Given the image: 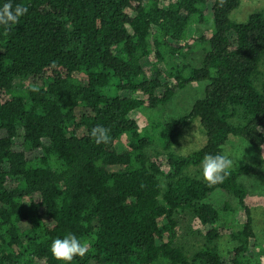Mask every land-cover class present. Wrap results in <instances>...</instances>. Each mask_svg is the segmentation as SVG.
I'll use <instances>...</instances> for the list:
<instances>
[{
	"label": "trees",
	"instance_id": "1",
	"mask_svg": "<svg viewBox=\"0 0 264 264\" xmlns=\"http://www.w3.org/2000/svg\"><path fill=\"white\" fill-rule=\"evenodd\" d=\"M16 2L28 14L7 35L0 27V264H64L50 247L69 233L91 244L72 264H252V202L241 181L250 166L216 185L190 171L205 154L224 153L231 136L264 154L255 130L264 128V12L238 23L241 0ZM209 16L214 30L190 38ZM183 42L210 45L188 76L189 64L166 58L178 61ZM205 81L191 112L154 138L143 134L137 111ZM196 119L207 143L182 155L174 145ZM97 125L110 130L109 143L91 138ZM156 143L162 152L152 154ZM219 189L236 208L208 201ZM237 210L241 224L229 226L237 245L225 257L218 223ZM195 225L202 240L188 241Z\"/></svg>",
	"mask_w": 264,
	"mask_h": 264
},
{
	"label": "rangeland",
	"instance_id": "2",
	"mask_svg": "<svg viewBox=\"0 0 264 264\" xmlns=\"http://www.w3.org/2000/svg\"><path fill=\"white\" fill-rule=\"evenodd\" d=\"M258 11L264 12V0H241L239 9L232 13L231 18L238 23L246 22L252 13ZM213 30L214 23L212 17L209 16L206 23H196L190 27L189 37L192 39H198L204 33L212 32ZM183 46V49L177 55L179 57L178 61H175V58L171 57L168 53H166V58L169 64L175 62L174 65L177 69L183 68V66L189 64V68L185 69L184 72V76H188L191 68H199L203 65L204 56L210 48V45L206 43L197 44L195 42L186 45V43L183 42ZM262 69L264 70V65L262 66ZM208 83L209 81L192 83L187 88L180 90L170 103L161 105L156 110H149L143 107L137 111L135 116L139 119L143 134L150 130V133L146 135L154 138L156 135L158 136L160 127L162 129V126L166 122L177 119L180 116L191 112L195 102L203 97L205 87ZM206 143L207 136L205 131L200 119H196L194 123L187 127L182 135L178 137L174 145V150L182 155H190L204 147ZM119 145L122 148L125 147L123 142ZM150 152L152 154L162 152V147L160 144L156 143L153 145ZM224 154L229 155L230 158L233 159V168L246 165H249L251 168L250 173L242 177L241 181L247 184L250 192L249 201L250 203L252 202L257 243L253 252L252 264H260L259 257L264 256V160L261 159V156L264 154L244 139L235 136L230 137L227 145L224 147ZM159 159L162 160V157ZM164 169L166 173L170 171L166 165L164 166ZM196 170L202 174L201 167L193 169L190 172L194 173ZM208 201L212 202L220 209H223L227 204L236 208L235 199L221 189L213 193ZM242 214L241 210H237L235 216H223L218 223V226H222L227 230V233L219 241L220 251L225 257H229L231 250L237 245V242L231 237L232 230L229 226L234 222L240 223ZM193 230L195 232L194 235L189 236L187 240H202L200 234L198 235L197 233V231L202 232L201 228L198 225H195Z\"/></svg>",
	"mask_w": 264,
	"mask_h": 264
},
{
	"label": "clouds",
	"instance_id": "3",
	"mask_svg": "<svg viewBox=\"0 0 264 264\" xmlns=\"http://www.w3.org/2000/svg\"><path fill=\"white\" fill-rule=\"evenodd\" d=\"M219 2L220 6L223 7L225 0H219ZM28 12V7L22 3H17L16 0H6L0 6V27L4 29V34L7 35L11 29V25L17 24ZM31 90L33 92H39L40 88L37 84L33 85ZM255 130L257 132H264V128H260L257 125H255ZM90 136L97 145L107 144L111 139L110 130L100 125L91 129ZM261 159L264 160V155L261 156ZM233 166V159L223 152L205 154L201 161L203 179L209 185L223 183L230 176ZM90 249V242L81 240L72 233L65 235L63 238H56L50 247L53 257L58 261H63L64 264H72V261L76 257H85ZM259 262L260 264H264V256L259 257Z\"/></svg>",
	"mask_w": 264,
	"mask_h": 264
}]
</instances>
